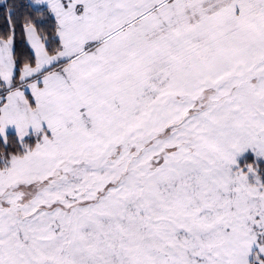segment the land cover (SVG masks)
I'll list each match as a JSON object with an SVG mask.
<instances>
[{
  "label": "snow or ice",
  "instance_id": "obj_1",
  "mask_svg": "<svg viewBox=\"0 0 264 264\" xmlns=\"http://www.w3.org/2000/svg\"><path fill=\"white\" fill-rule=\"evenodd\" d=\"M0 264H264V0H0Z\"/></svg>",
  "mask_w": 264,
  "mask_h": 264
}]
</instances>
